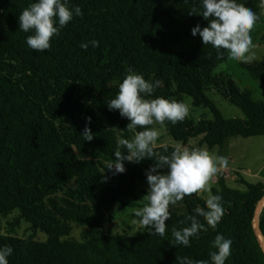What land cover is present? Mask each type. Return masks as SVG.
<instances>
[{
	"label": "trees",
	"instance_id": "trees-1",
	"mask_svg": "<svg viewBox=\"0 0 264 264\" xmlns=\"http://www.w3.org/2000/svg\"><path fill=\"white\" fill-rule=\"evenodd\" d=\"M30 2L0 0V245L13 248L9 264H175L176 255L208 260L217 233L232 241L225 264H264L253 226L264 182L238 177L236 182L246 187L240 191L230 188L222 173L211 191L222 196L225 213L215 230L198 218L203 229L189 247L171 245V232L189 226L186 217L204 203L199 192L182 199L185 213L168 209L163 237L147 226L136 235L102 230L119 203L137 206L124 199L136 193L155 162L125 161V172L115 175L107 170L113 152L126 151L117 141L143 130L127 129L129 121L107 107L128 68L161 81L149 99L184 103L190 96L194 106L212 111L214 120L195 122L186 115L174 125L163 123L183 146L201 138V145L222 149L231 138L264 136V100H255L224 67L226 50L218 57L198 34L191 35L195 25H207L199 0H70L83 15L74 17L43 52L29 48L30 33L18 30L19 13ZM237 2L260 11L259 0ZM93 39L98 47L79 46ZM241 66L264 88V63ZM210 91L240 108L245 118H225ZM86 125L91 141L80 135ZM174 148L158 146L154 153L167 155ZM15 212L14 226L21 220L30 223V236L3 232L2 219ZM74 224L85 228L80 241L72 238ZM260 225L264 233V208ZM38 232L47 236L44 241L36 239Z\"/></svg>",
	"mask_w": 264,
	"mask_h": 264
},
{
	"label": "clouds",
	"instance_id": "clouds-1",
	"mask_svg": "<svg viewBox=\"0 0 264 264\" xmlns=\"http://www.w3.org/2000/svg\"><path fill=\"white\" fill-rule=\"evenodd\" d=\"M202 8L200 15L207 21L201 27L195 25L191 35H199L203 45H211L217 50L218 57L221 49L226 50L227 58L242 63L252 59V49L255 47L250 35L254 24L264 16V0H259V13L237 0H199ZM194 13L190 11V14ZM82 9L78 5H70V0H32L18 16V30L30 33L26 36L29 48L43 52L50 48V41L58 36L61 30L73 20L82 16ZM99 46V41L93 39L81 42L80 47L87 49ZM161 85L159 79L149 81L142 74L131 68L126 70L122 82L118 85V92L107 102L108 109L119 110L121 117L129 123L127 129L138 131L129 139H119L118 146H123L125 152L116 150L114 159L107 164V170L113 175L125 172V161L139 163L144 159L154 160V164L146 170L148 189L143 199L146 203L133 210L134 217L130 223L147 226L149 232L163 237L166 231L165 221L169 219V205H175L186 195L200 190L208 192L207 182L211 175L217 172L218 167H224L227 160L223 156H214L203 148H193L177 145L170 154L154 153V145L159 136L155 127H144L165 121L173 125L182 121L187 114V106L175 99L155 97L149 99L156 88ZM86 120L90 123L91 117ZM81 136L85 141H91L93 134L86 125ZM225 213L221 195H208L203 206L197 205L193 215L186 217L189 226L173 229L170 242L173 246H190V239H199V232L203 229L200 222H204L213 230ZM183 223V222H182ZM232 241L217 233L211 241L213 251L209 252L208 260L193 261L187 256L176 255L175 264H225L230 256ZM13 253L10 245H0V264H9L8 257Z\"/></svg>",
	"mask_w": 264,
	"mask_h": 264
},
{
	"label": "rangeland",
	"instance_id": "rangeland-1",
	"mask_svg": "<svg viewBox=\"0 0 264 264\" xmlns=\"http://www.w3.org/2000/svg\"><path fill=\"white\" fill-rule=\"evenodd\" d=\"M251 35L255 47L251 50L252 59L247 63H264V20L254 24L251 29ZM224 67L233 74L241 87L252 91L255 100H264V88L261 87L257 81L253 80L249 73L242 68L241 62L228 59ZM208 95L215 102L225 118H245V114L240 108L230 103L215 91H210ZM184 104L188 109L186 115L195 122L201 119L214 120L212 111L206 106H194L190 96H184ZM151 127H155L159 132L154 148L164 145L173 147L180 145L189 150L193 148H203L214 156L225 157L227 164L224 167L229 169L227 184L230 188L240 191L246 190L243 184L236 182L238 177L254 184L264 182V136L231 138L226 141L222 149L220 147L209 148L205 144L201 145V138L191 139L187 146H183L167 133L164 124L154 122ZM116 132L119 133L118 129H116ZM213 177L214 176L211 175L208 179V192L202 191L201 193L204 199L207 198L208 195H212L211 190L215 186V181H213L215 178ZM147 189V181H139L136 193L124 199V202H135L137 206L128 207L119 203L113 211L107 214L102 230L106 233L112 232L130 235H136L144 231L146 226H140L138 224L133 225L130 221L132 219H139L134 217L133 210L142 207L146 203L143 197L146 195ZM182 205V200H180L175 205H169L168 209H174L180 212L179 206ZM18 214V212H15L7 218L2 219L3 232L16 237L26 238L30 236L33 231L30 223L24 220H21L19 225L14 226ZM84 229L85 228L74 224L72 238L78 241L82 240L81 234ZM46 237L47 236L42 232L36 234V239L39 241H44Z\"/></svg>",
	"mask_w": 264,
	"mask_h": 264
},
{
	"label": "water",
	"instance_id": "water-1",
	"mask_svg": "<svg viewBox=\"0 0 264 264\" xmlns=\"http://www.w3.org/2000/svg\"><path fill=\"white\" fill-rule=\"evenodd\" d=\"M263 208H264V196L262 197V199L257 204L254 219H253V226H254L255 234H256L258 242H259V244H260V246L264 252V233H263V231L261 229V225H260V214H261Z\"/></svg>",
	"mask_w": 264,
	"mask_h": 264
},
{
	"label": "crops",
	"instance_id": "crops-1",
	"mask_svg": "<svg viewBox=\"0 0 264 264\" xmlns=\"http://www.w3.org/2000/svg\"><path fill=\"white\" fill-rule=\"evenodd\" d=\"M218 173H222V174L225 176V178L228 180V177H229V169H228V168H225V167H218V169H217V173L212 175V176H214L213 178H216V175H217ZM213 181H214V179H213ZM202 191H203V190L198 191L199 194H200L201 196H202V194H201ZM182 203H183V201H182ZM179 209H180V212L177 211V210H174V209H171V210H172V211L179 212V213H185V212H186L185 204L183 203L182 206H179Z\"/></svg>",
	"mask_w": 264,
	"mask_h": 264
}]
</instances>
